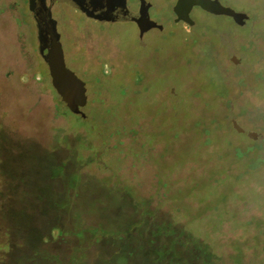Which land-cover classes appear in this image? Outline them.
Instances as JSON below:
<instances>
[{
	"label": "rangeland",
	"instance_id": "374dc122",
	"mask_svg": "<svg viewBox=\"0 0 264 264\" xmlns=\"http://www.w3.org/2000/svg\"><path fill=\"white\" fill-rule=\"evenodd\" d=\"M145 1L164 29L144 47L130 22L52 11L87 89L78 119L51 85L27 0H0V172L15 178L0 190L36 212L31 230L0 219V264H154L153 249L264 264V0H219L246 26L198 7L189 26L176 0Z\"/></svg>",
	"mask_w": 264,
	"mask_h": 264
},
{
	"label": "water",
	"instance_id": "95a60500",
	"mask_svg": "<svg viewBox=\"0 0 264 264\" xmlns=\"http://www.w3.org/2000/svg\"><path fill=\"white\" fill-rule=\"evenodd\" d=\"M55 1L63 0H51L49 5L46 4V0H27L28 13L35 27L37 52L47 66L51 85L61 102L64 103L70 112L75 114L76 118H85L86 115L82 111V108L87 103L86 85L85 82L77 77V75L65 64L60 34L56 28V21L51 17V7ZM140 1L141 7L139 13L133 14L128 12L129 14H127V17L121 19H135L141 29L150 28L152 26L160 27L156 22L149 19L147 15L148 4L146 1ZM193 7H199L212 15L228 16L239 26L246 25L249 19V16L245 12L236 11L229 6L222 5L219 0H176L172 7L176 15L174 21H182L189 26H193L195 22L190 16ZM82 9L88 16L97 17L93 13L89 14L86 12L84 8ZM98 15L101 19H107V13H99ZM142 33L143 31L141 30V35ZM231 61L238 64L240 59L236 58V56H232ZM231 123L232 127L237 132L243 133L245 131L235 119H232ZM247 137L256 139L257 133L248 131Z\"/></svg>",
	"mask_w": 264,
	"mask_h": 264
},
{
	"label": "flooded vegetation",
	"instance_id": "af4514ba",
	"mask_svg": "<svg viewBox=\"0 0 264 264\" xmlns=\"http://www.w3.org/2000/svg\"><path fill=\"white\" fill-rule=\"evenodd\" d=\"M50 2H51V0H46L47 5H49ZM58 6L59 7L64 6L66 8L73 9L74 11H76L78 13L79 16H81L82 18L92 22L93 24H95L97 26L104 27L105 25H109V24H124V23L130 22L131 24L134 25V27L137 30V38H138V42L141 45V47L146 46V42H145L144 38H145V35L147 34V32H149L152 29H154V31H157V32L158 31L162 32L164 29V26L162 23L154 21L149 16L148 8H147V15H148L149 19L156 22L157 25H160V27L152 26L150 28L141 29L140 25L138 24V22L135 19H133V20H128V19L122 20L121 19V18L127 17V14H129L128 12L133 13V14L139 13L140 7H141V1L140 0H63V1H55L51 7V17H52V11L54 12ZM82 8H84V10H86V12H88L89 14L93 13L97 17L88 16L85 12L82 11L83 10ZM202 11H204V10H202ZM204 12H206V11H204ZM97 13L98 14L99 13H102V14L107 13V16L105 15L107 17V19H101V17H99V15ZM206 13L209 14V12H206ZM172 14L174 15V18H175L176 15L174 14L173 10H172ZM54 20L56 21V28L58 31V20L56 18ZM244 26H246V25H244ZM141 30L143 31L142 35H141ZM59 34H61V33L59 32ZM60 39H61V36H60ZM247 132H246V135H247Z\"/></svg>",
	"mask_w": 264,
	"mask_h": 264
},
{
	"label": "trees",
	"instance_id": "16d2710c",
	"mask_svg": "<svg viewBox=\"0 0 264 264\" xmlns=\"http://www.w3.org/2000/svg\"><path fill=\"white\" fill-rule=\"evenodd\" d=\"M60 102H57V107L59 108ZM2 166V165H1ZM61 171L60 167H53L50 170H48V173H51L52 175H57ZM11 174H5L3 171L0 172V184L5 183L8 181L9 178H12L14 176V172L10 171ZM13 179H15L13 177ZM14 188L11 189H1L0 193H3V196L7 198L6 205L0 206V219H3V217L13 226H21L24 229L31 230L33 228V224L31 223L32 220L35 219V211L34 205H19L15 202V194L14 196H11ZM53 204V205H52ZM48 203L47 205L43 206V209L45 210L49 205H52L53 208H57L58 210L63 209V205L57 204V203ZM37 216V214H36ZM43 237V236H41ZM162 248V247H161ZM162 250V249H161ZM160 249H153L151 251V254L149 253L151 259L153 258L154 264H196L195 262L198 261L200 264H207L206 257L202 258L205 260L204 262L201 261L200 257L188 258V257H172L170 260H166V258H163L161 254L158 253ZM163 251V250H162ZM205 253V252H203ZM211 259L209 258V264Z\"/></svg>",
	"mask_w": 264,
	"mask_h": 264
}]
</instances>
